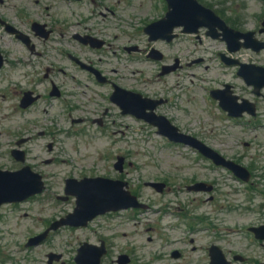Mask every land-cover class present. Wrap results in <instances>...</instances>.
Here are the masks:
<instances>
[{"label":"rangeland","instance_id":"rangeland-1","mask_svg":"<svg viewBox=\"0 0 264 264\" xmlns=\"http://www.w3.org/2000/svg\"><path fill=\"white\" fill-rule=\"evenodd\" d=\"M110 8L114 10L116 7V15L118 11L128 5V2L134 1L139 3L142 0H106ZM214 4L223 3L220 5L223 11L229 16L231 15L236 21H239L240 27L244 32H256L258 40H264V34L258 31L262 28L264 20V0H210ZM146 5V17L153 15L152 9L149 7L148 1H143ZM136 10V9H135ZM133 10L132 13H136ZM103 11V7L99 4L95 15H88V10L84 9L83 13L92 18V26L97 31L106 32L113 24V17L110 15L101 17L98 14ZM70 17L69 14H66ZM97 15V16H96ZM96 16V17H95ZM138 16V15H137ZM72 18V17H70ZM144 18V17H142ZM139 24V20L137 21ZM74 30L69 31V35ZM135 41L126 39L124 36L120 40L115 41V45H111L112 50L98 51L92 53L91 57L94 61L102 59L101 63L108 64V67H116L121 70L125 79L124 86L130 88H142L147 92L151 90L174 88L177 81H184L182 78L170 77L165 80L166 86L161 83L154 85H146L144 81L147 76L157 74V66L144 62L141 56L134 55L132 60L125 58L117 59L114 57V52L120 47L119 55L125 56L122 51L123 46L137 44L140 48L148 46L146 38L141 31H137ZM6 39H3L5 41ZM110 44V41L107 40ZM196 41V40H195ZM199 44V42L197 41ZM72 45V44H71ZM170 57L175 55H183L189 57H203L206 60L212 59L217 52H224L225 45L219 41H212L210 39H203V44L193 46L187 39L183 37L177 44V47L172 50L163 47ZM179 53V54H177ZM139 57V58H138ZM236 57L244 62H251L264 67V52L256 54L249 50L241 51ZM133 60L138 62L130 63ZM211 69L206 72L200 70V75L205 76L206 80L214 79L222 72H219L216 61L209 63ZM215 71L213 73L212 71ZM189 76L188 73L184 72ZM139 77L140 81L134 80ZM78 82L68 79L60 84L66 91L63 100L56 103L54 109L47 108L44 103L39 104L29 113H21L18 109L12 106L11 97H0V168L7 170H19L22 165L17 163L11 156L12 149L16 148V141L26 136H32L33 139L24 149L27 152V163L33 168L35 172L43 175L46 182V192L30 202L22 204L18 210L15 208H6L3 211L4 233L0 238V248H17L27 236L28 227H32L34 231H39L46 221L52 219L53 215H62L72 212L75 208V201L69 200L65 203H57L56 197L63 195L64 181L67 178L81 179L80 177L105 176L115 177L116 173L113 168L115 155L126 154L130 156V161L136 166H143L145 163L150 164L152 161L161 160L166 163L177 165L183 169L180 172L191 176L192 169L187 161L181 159L178 149L170 146L166 141L157 135L153 128L136 121L133 118H122L119 114L118 108L108 101L110 88H100L86 80L78 78ZM185 82V81H184ZM188 83V87L195 92V102L186 106L195 112L199 117L204 116L203 110L208 108L205 106L202 99V91L197 87L198 81ZM16 84V83H14ZM88 85V86H86ZM14 86V85H13ZM242 88V87H241ZM3 89L0 88V93ZM184 95V99H185ZM169 98L174 99L172 95ZM64 101V107H61V102ZM261 109L264 111V101L258 100ZM178 107H182L177 103ZM108 109V113L105 110ZM47 110V112L45 111ZM110 110V111H109ZM103 117L105 125L102 130L98 128L93 121L95 118ZM73 119H84L81 125H74ZM211 122V121H209ZM34 125H28V124ZM42 132H46V136L40 137ZM211 136L224 143L225 148L236 149L242 155L246 151L241 147H237L235 138L243 137L251 141L255 139L264 140V131L258 133L245 134L240 130L233 131L230 128H223L221 126H214L209 132ZM54 143L52 152L48 150V144ZM186 153L185 150H180ZM52 159L53 162L46 165L47 160ZM131 168V167H130ZM128 168V173L125 180L129 182L130 189L136 191L143 202H151L153 205H159L160 202H165L171 207L177 206L176 203L181 201L183 204L194 205L205 202L202 195L187 194H166L159 195L155 191L145 187L148 181H154L157 178L155 170L151 168ZM146 168V169H145ZM197 174H201L200 169H196ZM194 172V173H195ZM207 204V203H205ZM192 207V206H190ZM174 213L177 210L170 208ZM148 219L140 220L141 222H133L128 219L125 213L119 215H108L99 218L86 230L70 231L69 229L61 230L57 237L49 244L43 247L32 249L28 252H23L15 255L11 264H16L20 261L21 264H45L47 262V254L50 251H56L63 255L62 262L67 264L71 261L75 254L77 244L81 241H89L97 243L100 237L108 239L111 254L106 260L105 264H112L120 253L128 252L133 258V264H194L196 257L200 255L199 244H204L208 237L202 232L199 235H192L181 232V230L188 229L184 226L180 230L172 228L173 216L168 212L167 218L163 222H159V215L151 213L147 215ZM206 225L202 226V229ZM229 230H234L237 227L227 226ZM27 230V231H26ZM229 231L225 232L226 239L229 242L241 241L242 237L238 235L227 236ZM188 237V238H187ZM195 238V245L197 251L191 252L193 245H189V239ZM182 238H186L185 242H181ZM11 243H9V242ZM5 242V243H4ZM174 249L183 252V259L174 261L171 259V251ZM5 262L3 264H8ZM60 264V263H59Z\"/></svg>","mask_w":264,"mask_h":264},{"label":"flooded vegetation","instance_id":"flooded-vegetation-1","mask_svg":"<svg viewBox=\"0 0 264 264\" xmlns=\"http://www.w3.org/2000/svg\"><path fill=\"white\" fill-rule=\"evenodd\" d=\"M99 4L103 7L99 16L113 17L116 14L106 0H0V88L3 89L0 97H11L12 106L26 114L41 103L47 108L54 109L56 103L63 100L66 94L60 84L68 79L75 81L81 78L99 87L110 86L112 90L115 86L121 88L120 83L125 79L121 71L101 63L102 59L97 62L91 57L92 53L102 52L111 47L107 40L119 37L114 36V30L117 29L115 27H109L104 32L97 31L92 26V18L88 15H95ZM84 9L88 10V15L83 13ZM158 11L166 13L167 4L164 0L159 1ZM70 30L74 32L69 35ZM124 34L125 32H121V36ZM155 44L166 43L158 41ZM132 46L136 49L131 52L144 53L149 60H152L149 55L151 51L157 49L149 46L143 50L137 45ZM127 47L123 48L124 51L131 53ZM176 60L178 68L175 73L184 67L193 68L194 59L175 58L173 63ZM170 64L164 62L162 68ZM238 70V67H233L230 80L217 83L212 89L228 91L241 97L236 85ZM27 94L34 99V103L24 109L22 102ZM152 97L164 99L162 95ZM185 98L187 104L195 102L192 97ZM164 100L165 103L157 109V114L167 117L181 131L198 138L223 157L247 169L246 177H240L226 165L216 166L211 160L202 158L205 165L202 182L207 185L206 192L202 194L206 196V203H210L205 220L211 222L213 227L219 225L242 227L245 239L232 243L224 242L220 235L210 236L206 241L207 245L201 247L205 256L201 264H213L211 259L213 247H217L230 264H264V240L257 239L253 231L264 227V141L254 144L248 155L241 156L235 153V150L225 148L223 142L208 133L214 126L230 129L246 127L264 131L263 115L258 104L255 102L257 105L253 115L245 114L242 117L232 116L229 112L217 109V112H211L212 120L209 122L196 114L193 115V112L166 109L169 100ZM60 105L64 107V101ZM98 122L103 124L102 120ZM244 145L250 147L249 143ZM190 151L197 155L196 152ZM246 159L247 162L243 164ZM197 165L198 163H195L191 169L195 170ZM165 167V163L155 165L156 174L164 176L163 171L168 170ZM196 182L193 179L189 180L188 184ZM152 211L150 207L137 213L146 215ZM190 215L192 213H187L188 217ZM214 229L212 234L215 235ZM189 232L194 234L201 231ZM250 238L252 242H249ZM190 242L193 244L195 240L191 239ZM196 250V247H192V252ZM179 255L181 258L180 252ZM61 259L62 255L56 260L60 262Z\"/></svg>","mask_w":264,"mask_h":264},{"label":"water","instance_id":"water-1","mask_svg":"<svg viewBox=\"0 0 264 264\" xmlns=\"http://www.w3.org/2000/svg\"><path fill=\"white\" fill-rule=\"evenodd\" d=\"M259 50L260 48H256ZM136 101H131V113L138 115V109L142 107L138 97ZM73 186V194L78 199L77 216L74 222L69 224L75 226L86 225L99 214L107 211H118L134 205L136 200L125 192L124 185L119 182H113L104 179H86L82 182L72 181L69 187ZM43 185L38 175L31 173L26 169L18 173H0V206L7 202H20L28 197L42 192ZM84 258H87L88 264H99V258L103 250L93 247L85 248ZM99 254L97 255L96 252ZM91 257L95 260H92ZM84 259L81 264H84Z\"/></svg>","mask_w":264,"mask_h":264}]
</instances>
